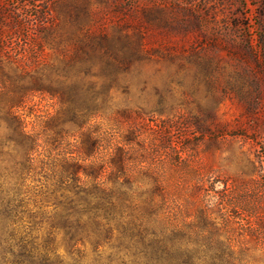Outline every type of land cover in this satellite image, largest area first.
<instances>
[{
    "label": "rangeland",
    "instance_id": "obj_1",
    "mask_svg": "<svg viewBox=\"0 0 264 264\" xmlns=\"http://www.w3.org/2000/svg\"><path fill=\"white\" fill-rule=\"evenodd\" d=\"M103 39L129 60L83 128L99 141V181L123 148L134 198L151 199L163 229L183 230L191 246H229L236 264H264V0H0V186L11 201L2 218L17 223V243L67 264L109 263V246L100 259L89 242L72 261L53 228L78 124L57 98L27 94L13 112L37 139L29 161L5 119L25 74L67 72L103 94L98 67L85 76L68 62Z\"/></svg>",
    "mask_w": 264,
    "mask_h": 264
},
{
    "label": "trees",
    "instance_id": "obj_2",
    "mask_svg": "<svg viewBox=\"0 0 264 264\" xmlns=\"http://www.w3.org/2000/svg\"><path fill=\"white\" fill-rule=\"evenodd\" d=\"M88 46L89 51L76 54L69 64L72 67L80 64L82 70L79 73L82 71L85 76H90L94 67H98V76L105 80L104 86L116 82L122 66L128 63L127 55L111 52L107 39ZM102 49L105 53L101 52ZM25 76L30 81L16 87L20 95L12 100L5 119L27 160L31 161V154L38 147L37 139L25 132L22 120L13 112L27 94L47 93L57 98L64 116L71 115L81 131L78 155L65 160L61 168L63 192L53 218V228L65 232L72 261L84 258L79 245L89 242L100 259L103 258L100 249L109 246L108 264L114 259H120L121 264H236L229 246H191L186 243V232L181 229L167 231L157 223V206L150 198L137 201L134 198L136 191L131 189L133 182L124 176L123 148H118L110 158L112 170L108 173V182L99 181L105 167L91 161L99 149V141L83 128L97 116L96 110L106 103L108 87L103 86L105 92L96 95L91 87L84 89L80 81L67 72L57 74L54 81L47 82L41 75ZM20 79L24 80V77ZM3 194L4 189L0 186V264H67L57 255L48 258L47 254L17 243V223L6 216L2 218V213L11 208V201H5Z\"/></svg>",
    "mask_w": 264,
    "mask_h": 264
}]
</instances>
